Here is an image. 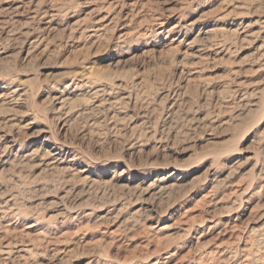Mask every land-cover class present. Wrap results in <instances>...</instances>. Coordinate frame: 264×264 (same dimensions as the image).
<instances>
[{"label":"rangeland","instance_id":"obj_1","mask_svg":"<svg viewBox=\"0 0 264 264\" xmlns=\"http://www.w3.org/2000/svg\"><path fill=\"white\" fill-rule=\"evenodd\" d=\"M0 264H264V0H0Z\"/></svg>","mask_w":264,"mask_h":264},{"label":"bare ground","instance_id":"obj_2","mask_svg":"<svg viewBox=\"0 0 264 264\" xmlns=\"http://www.w3.org/2000/svg\"><path fill=\"white\" fill-rule=\"evenodd\" d=\"M84 1V0H83ZM120 1V0H119ZM113 2V1H112ZM115 3V2H114ZM135 3V2H134ZM137 3V2H136ZM53 4V3H52ZM132 8V7H131ZM134 11V10H133ZM147 15V14H146ZM120 18V17H119ZM127 19V18H126ZM160 19H162V18H160ZM49 243V242H48ZM11 247V246H10Z\"/></svg>","mask_w":264,"mask_h":264}]
</instances>
